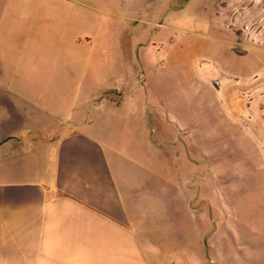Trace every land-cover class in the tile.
<instances>
[{"label": "crops", "instance_id": "obj_1", "mask_svg": "<svg viewBox=\"0 0 264 264\" xmlns=\"http://www.w3.org/2000/svg\"><path fill=\"white\" fill-rule=\"evenodd\" d=\"M95 8L89 0H0V264H264V196L242 197L264 195V172L251 174L248 189L235 186V210L249 209L250 218L211 231L207 207L205 228L191 237L192 195L178 189L179 177L193 175L188 126L174 127L185 131L180 167L178 151L163 170L131 147L150 112L110 101L126 48L107 28L99 40ZM249 36L236 32L233 92L220 93L262 164L264 26ZM132 83L117 88L121 98L136 92Z\"/></svg>", "mask_w": 264, "mask_h": 264}, {"label": "rangeland", "instance_id": "obj_2", "mask_svg": "<svg viewBox=\"0 0 264 264\" xmlns=\"http://www.w3.org/2000/svg\"><path fill=\"white\" fill-rule=\"evenodd\" d=\"M89 2L97 7L93 12L97 13L99 40L107 28L112 32V41H120L126 48L118 52L127 66L122 74L114 68L115 98L110 101L124 111L140 105L150 112L146 116L145 133L134 132L131 147L139 149L140 146V150L145 149V156H156L163 170L178 151L183 161L179 160L180 167L186 162L182 149L185 131L177 130L178 137L174 127L179 123L188 126L187 140L193 141V146L188 147L189 158L186 159L193 175L186 180L179 177L178 189L186 187L188 197L192 195L189 205L192 210L187 217L189 235L196 238L205 228L207 207L211 231L219 222L232 225L236 217L250 218L249 209L235 210V186L241 182V188H250L249 177L252 173L264 172V163L253 160L248 132L240 130L235 119L239 116L220 91L224 87L228 97L233 92L235 61H240L234 57L235 34L241 32L249 38L251 32L264 26V0L249 3L234 0ZM219 39H225V44ZM133 42L140 44L134 50L129 46ZM246 68L244 64L242 69ZM127 80L135 81L130 93L140 91V99L134 97L136 92L127 99L117 93ZM104 109L112 107L105 105ZM241 118L248 130L250 118L244 115ZM178 138L182 141H176ZM174 142L178 144L177 149ZM168 185L169 179L162 178L161 187ZM263 196H251L248 192L242 197L247 202L251 197L261 202ZM178 217L179 221L185 218L180 213Z\"/></svg>", "mask_w": 264, "mask_h": 264}, {"label": "built area", "instance_id": "obj_3", "mask_svg": "<svg viewBox=\"0 0 264 264\" xmlns=\"http://www.w3.org/2000/svg\"><path fill=\"white\" fill-rule=\"evenodd\" d=\"M250 35V34H249ZM250 37V36H249Z\"/></svg>", "mask_w": 264, "mask_h": 264}, {"label": "bare ground", "instance_id": "obj_4", "mask_svg": "<svg viewBox=\"0 0 264 264\" xmlns=\"http://www.w3.org/2000/svg\"><path fill=\"white\" fill-rule=\"evenodd\" d=\"M198 25V24H197Z\"/></svg>", "mask_w": 264, "mask_h": 264}]
</instances>
